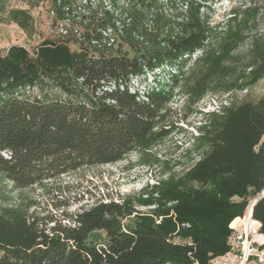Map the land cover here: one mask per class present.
Segmentation results:
<instances>
[{"label":"trees","instance_id":"1","mask_svg":"<svg viewBox=\"0 0 264 264\" xmlns=\"http://www.w3.org/2000/svg\"><path fill=\"white\" fill-rule=\"evenodd\" d=\"M41 1L82 38L70 28L33 52L12 44L0 53V175L16 187L46 188L134 151L149 154L175 127L178 88L191 106L211 91L244 90L264 78L257 5L234 6L212 24L205 0L31 5ZM9 18L36 32L29 9L12 8ZM139 77L144 88L132 83ZM200 113L190 151H203L180 175L64 212L63 220L30 212L33 204L0 207V264H207L228 251L230 223L264 188V95ZM254 216L264 234V197ZM96 230L106 232L105 245L89 240Z\"/></svg>","mask_w":264,"mask_h":264},{"label":"rangeland","instance_id":"2","mask_svg":"<svg viewBox=\"0 0 264 264\" xmlns=\"http://www.w3.org/2000/svg\"><path fill=\"white\" fill-rule=\"evenodd\" d=\"M36 1L4 0V10L0 11V53L5 52L12 44L24 45L33 52L44 38L59 34L57 23L50 16L51 3L41 1L39 5L32 6L31 4ZM92 1L106 6L110 3V0ZM120 2L122 3V0ZM205 3L207 5L204 10L212 24L220 22L234 6L257 5L262 8L258 28H264V0H205ZM17 7L27 8L33 15L36 32L32 36L10 20V9ZM71 47L77 49L78 45L71 44ZM246 48L247 45L243 46L244 50ZM200 54L201 52H197L192 56L191 64ZM141 78H134L133 85L140 87ZM142 84L144 86L145 82ZM179 90L176 89L170 103L173 110L171 120L175 127L166 138L152 148L149 154L144 156L141 152L134 151L120 161L64 175L58 180L51 181L46 188L37 185L19 188L11 180L0 175V207L33 204L30 212L37 211L42 217L63 220L64 212H75L99 200H119L124 195L139 194L162 178L172 174L180 175L199 159L203 151V148L190 151L195 136L199 134L197 126L202 117L200 111H212L219 105L229 102L256 101L264 95V78L244 90L211 91L191 106L187 105L186 96ZM138 208L146 212L152 206L138 205ZM133 220L134 217H130L124 221L132 223ZM64 222L69 221L66 219ZM52 224L51 222L49 225ZM89 240L103 246L108 238L104 230H96L90 234ZM176 240L189 241L180 237Z\"/></svg>","mask_w":264,"mask_h":264},{"label":"built area","instance_id":"3","mask_svg":"<svg viewBox=\"0 0 264 264\" xmlns=\"http://www.w3.org/2000/svg\"><path fill=\"white\" fill-rule=\"evenodd\" d=\"M50 16L55 18V10L50 8ZM59 33L67 34L71 27L69 20L56 22ZM73 32L82 38L75 26ZM111 45L116 43V35L111 30L105 31ZM221 105L216 111H220ZM264 197V188L255 196L251 197L243 214L236 216L230 223L232 229L228 238L229 249L222 255L210 259L207 264H264V234L261 232V221L254 216V206ZM188 225V224H186ZM194 264H199L195 261Z\"/></svg>","mask_w":264,"mask_h":264}]
</instances>
